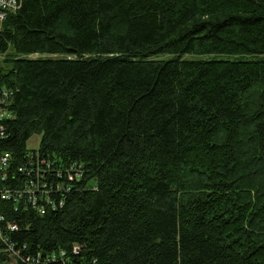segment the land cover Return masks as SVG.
Instances as JSON below:
<instances>
[{"label":"trees","instance_id":"obj_1","mask_svg":"<svg viewBox=\"0 0 264 264\" xmlns=\"http://www.w3.org/2000/svg\"><path fill=\"white\" fill-rule=\"evenodd\" d=\"M18 2L3 147L82 176L63 210L0 201V264H264V0Z\"/></svg>","mask_w":264,"mask_h":264},{"label":"built area","instance_id":"obj_2","mask_svg":"<svg viewBox=\"0 0 264 264\" xmlns=\"http://www.w3.org/2000/svg\"><path fill=\"white\" fill-rule=\"evenodd\" d=\"M19 7L18 0H0V27L7 15ZM11 95L10 90L0 88V201L12 203L15 211H29L38 216L63 210L69 183L81 178L82 168L74 164L70 167L54 164L38 149H27L17 157L3 147L7 138L5 123L11 117L8 109ZM16 231L18 225L0 213V241L7 244L12 256H18L19 252L8 244L5 234Z\"/></svg>","mask_w":264,"mask_h":264},{"label":"rangeland","instance_id":"obj_3","mask_svg":"<svg viewBox=\"0 0 264 264\" xmlns=\"http://www.w3.org/2000/svg\"><path fill=\"white\" fill-rule=\"evenodd\" d=\"M32 58H36V55L31 56ZM40 142V136H33L27 143L26 148L28 150H37Z\"/></svg>","mask_w":264,"mask_h":264}]
</instances>
